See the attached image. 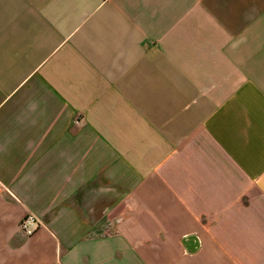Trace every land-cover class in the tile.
Returning <instances> with one entry per match:
<instances>
[{
	"label": "crops",
	"instance_id": "obj_1",
	"mask_svg": "<svg viewBox=\"0 0 264 264\" xmlns=\"http://www.w3.org/2000/svg\"><path fill=\"white\" fill-rule=\"evenodd\" d=\"M0 264H264V0H0Z\"/></svg>",
	"mask_w": 264,
	"mask_h": 264
},
{
	"label": "built area",
	"instance_id": "obj_2",
	"mask_svg": "<svg viewBox=\"0 0 264 264\" xmlns=\"http://www.w3.org/2000/svg\"><path fill=\"white\" fill-rule=\"evenodd\" d=\"M40 227V222L31 214L24 216L19 224L21 232L26 237H31Z\"/></svg>",
	"mask_w": 264,
	"mask_h": 264
}]
</instances>
